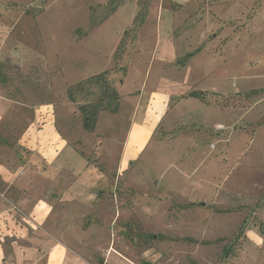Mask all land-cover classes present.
Masks as SVG:
<instances>
[{
    "label": "rangeland",
    "instance_id": "rangeland-1",
    "mask_svg": "<svg viewBox=\"0 0 264 264\" xmlns=\"http://www.w3.org/2000/svg\"><path fill=\"white\" fill-rule=\"evenodd\" d=\"M0 39V148L54 123L109 165L90 264H264V0H0Z\"/></svg>",
    "mask_w": 264,
    "mask_h": 264
},
{
    "label": "crops",
    "instance_id": "crops-1",
    "mask_svg": "<svg viewBox=\"0 0 264 264\" xmlns=\"http://www.w3.org/2000/svg\"><path fill=\"white\" fill-rule=\"evenodd\" d=\"M260 89L264 95V87L249 91ZM166 92L159 87L146 98V107L136 105L124 147H129L136 127L148 128V114L158 96L170 95ZM53 124L46 128L36 123L35 135L29 131V137H21L25 152L0 148V264H90L79 254L75 237L87 214L96 210L95 202L104 201L109 165L90 161L84 144H71ZM11 126L4 128L13 138Z\"/></svg>",
    "mask_w": 264,
    "mask_h": 264
},
{
    "label": "trees",
    "instance_id": "trees-1",
    "mask_svg": "<svg viewBox=\"0 0 264 264\" xmlns=\"http://www.w3.org/2000/svg\"><path fill=\"white\" fill-rule=\"evenodd\" d=\"M105 74H106V71H105ZM105 74H104V72H102V73H100L99 75H94V76H92V78H96V80L97 81H99V80H103L104 79V81L103 82H105L106 81V79L107 78H105ZM112 89H111V92H110V95L112 96L111 98L112 99H117L118 97H117V95H116V88H114V87H111ZM193 95H197V96H202V95H204V94H202L201 92H194V93H192ZM118 107H119V105L118 104H116V105H114V106H112V107H110V109L111 110H117L118 109ZM80 108L82 109V112H83V115H84V124H85V126L87 127V128H90V129H93L94 128V125H95V123H96V120H97V112H98V108H94V109H92V110H90L86 105H80Z\"/></svg>",
    "mask_w": 264,
    "mask_h": 264
}]
</instances>
